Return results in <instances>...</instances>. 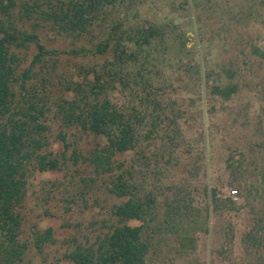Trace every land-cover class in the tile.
I'll return each instance as SVG.
<instances>
[{
	"label": "rangeland",
	"instance_id": "rangeland-1",
	"mask_svg": "<svg viewBox=\"0 0 264 264\" xmlns=\"http://www.w3.org/2000/svg\"><path fill=\"white\" fill-rule=\"evenodd\" d=\"M62 1L0 0L5 26L34 34L45 49L61 52L48 58L53 72L27 84L50 107L70 97L69 81H83L87 70L104 60L62 53L77 44L40 17L41 10ZM119 10L134 26L160 28V40L141 55L143 75L152 78V85L133 99L138 104L147 95L151 113L165 123L176 119L180 132L179 159L155 177L145 172V165L153 161L146 158L158 142L149 149L144 143L145 160L140 162L137 153L113 157L114 164L137 163L146 189L157 196L156 214L143 230L150 263L264 264V0H125L121 9H112L108 26ZM17 53L22 70L36 50L29 44ZM227 86L236 87L229 99L215 94L214 89ZM110 99L126 108L132 94L112 91ZM48 123L45 152L64 160L59 158L58 170L27 168L18 209L19 239L27 247L22 264H70L65 255L105 235L114 224L112 208L120 202L107 193L106 174L94 175L82 160L70 158L74 141L84 151L104 142L65 130L70 146L64 150L57 138L59 123ZM48 230L50 239L44 240Z\"/></svg>",
	"mask_w": 264,
	"mask_h": 264
},
{
	"label": "trees",
	"instance_id": "trees-1",
	"mask_svg": "<svg viewBox=\"0 0 264 264\" xmlns=\"http://www.w3.org/2000/svg\"><path fill=\"white\" fill-rule=\"evenodd\" d=\"M124 4L125 0H66L41 10L43 22L51 24L59 36L77 44L63 54L94 60L104 57L87 70L86 79L69 81L70 97L60 98L51 107L36 87L27 84L35 76L43 74L45 78L53 72L54 67L49 70L48 58L61 52L45 49L36 35L5 26L0 21V264H22L27 248L19 239L18 212L25 197L27 168L58 170L59 158L64 160L63 156L45 152L50 120L59 123L57 138L64 150L70 146L65 130L74 129L104 142L100 148L84 151L74 141L70 158L74 163L82 160L94 175L106 174L107 193L120 201L112 208L114 224L107 233L94 245L74 246L65 258L70 264H151L150 246L143 230L156 214L157 196L146 189L137 163L128 167L123 162L114 164L113 157L137 153L141 156L140 162L142 158L145 160L144 143L149 149L158 142V147L146 158L153 159V163L145 165V172L155 177L157 172L162 174L170 166L172 169V161L179 159L180 132L176 119L165 123L158 113H151L147 95L138 104L134 101L139 97L136 93L143 94L152 85V78L143 75L141 55L160 40L161 33L157 26L144 28L130 24L121 10L108 26L112 9H121ZM35 5L31 6L34 10ZM29 44H34L36 53L21 70L17 52L26 51ZM140 64L142 68L135 71L134 67ZM112 91L132 94L131 105L125 108L111 101ZM214 92L227 100L236 92V87L216 88ZM154 114L159 116L151 117ZM159 161H164V165H159ZM163 202L168 205L167 198ZM130 221L141 225L130 226ZM163 223L170 228L167 218ZM49 239L48 230L44 240Z\"/></svg>",
	"mask_w": 264,
	"mask_h": 264
},
{
	"label": "built area",
	"instance_id": "built-area-1",
	"mask_svg": "<svg viewBox=\"0 0 264 264\" xmlns=\"http://www.w3.org/2000/svg\"><path fill=\"white\" fill-rule=\"evenodd\" d=\"M234 194V193H233Z\"/></svg>",
	"mask_w": 264,
	"mask_h": 264
}]
</instances>
